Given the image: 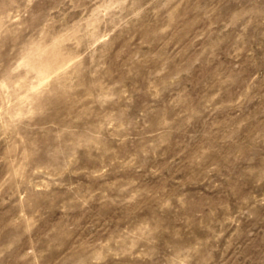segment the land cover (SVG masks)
I'll return each instance as SVG.
<instances>
[{"label": "rangeland", "instance_id": "rangeland-1", "mask_svg": "<svg viewBox=\"0 0 264 264\" xmlns=\"http://www.w3.org/2000/svg\"><path fill=\"white\" fill-rule=\"evenodd\" d=\"M0 264H264V0H0Z\"/></svg>", "mask_w": 264, "mask_h": 264}]
</instances>
